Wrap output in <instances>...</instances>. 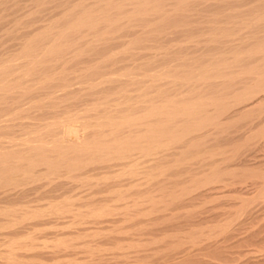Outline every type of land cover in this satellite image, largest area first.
<instances>
[{
    "label": "bare ground",
    "instance_id": "bare-ground-1",
    "mask_svg": "<svg viewBox=\"0 0 264 264\" xmlns=\"http://www.w3.org/2000/svg\"><path fill=\"white\" fill-rule=\"evenodd\" d=\"M262 149L264 0H0V264H96L67 251L130 249L244 176L264 198Z\"/></svg>",
    "mask_w": 264,
    "mask_h": 264
},
{
    "label": "rangeland",
    "instance_id": "rangeland-1",
    "mask_svg": "<svg viewBox=\"0 0 264 264\" xmlns=\"http://www.w3.org/2000/svg\"><path fill=\"white\" fill-rule=\"evenodd\" d=\"M263 153H264V149L256 152V155L252 158L250 163H254L253 165H255V166L261 165L260 167L264 168V154ZM229 163H237V160L229 161ZM226 164H227V162H226ZM182 165L180 164L179 167L177 165L174 167L175 169L176 168L179 169L180 166L183 167V168H180V169H182L181 170L182 172L180 171L181 174L186 172V171H184V169H186V168ZM184 165L188 166V164L187 165L184 164ZM174 168H172L171 171L169 170V172L166 173V174L169 173V176L167 175V177H170V180L173 179L172 181H169L168 180L169 178L167 179L166 175L164 177H162L161 179L164 180V178L166 177L165 180L169 181V183L170 182L174 183L175 179L178 178L179 179V180H177L178 182L176 181L175 183H179L180 180L183 181L182 179L185 180L186 178H188V176H189V175L187 176L188 173L187 174L185 173V177L184 178L182 177L180 179L179 176H177V173H179L178 171L175 170L174 172H172V170ZM173 173L177 177H174ZM183 176H184V174H183ZM248 177L245 178V176H244L243 180H242V178H240V180L238 178L237 180L241 181L242 183H239L237 181H233L234 182L233 185H231L229 187L233 188L234 191L233 190L232 191L236 192L235 195H237V192H238V195L240 196V198L242 196H244L245 193H247V195L245 194L246 197H248L249 195L252 196V197H248V198L245 197L246 200L250 199V201H251V199H252V202L255 201L252 204L248 200L249 204H251L252 206L247 205V203H246L245 204L246 206L242 207L241 204L238 205L239 202L237 200H239V199H237V200H234V201H237L234 207H232V208L227 207L226 206L227 197H225L226 199H224L223 197L228 196V197L232 198L234 193H232V197H231L230 193L232 191L228 190L226 188V191L227 190L228 191L224 192V188H223V190L219 191V194H223V192L226 194V195L223 194L224 196L219 195L224 199L223 202H218V201L223 200V199L221 200V197H220V200H218V201L215 199H207L206 204L202 203L203 205H201V206H200V204H198V206H197V204H194L193 207H192V205L191 206L189 205L188 207H191L192 209L188 208L187 206H184L186 209L181 208V210H180L181 204L178 206L176 204H173L175 206L169 205L170 210L168 209L169 211H166L164 215L163 214L160 215L161 217L157 218L158 220L156 219L157 220L156 223H154L153 225L150 224L151 226L148 225V227L149 226L150 227L146 228V230H145V227H143L144 229L141 228L142 229L141 230V236H135L136 239L133 240V241H135L134 242L135 244H136V242L138 243V240H139V243H138L139 245L136 244V246H135L132 243L131 245H133L134 247L131 246L130 249L127 246H125L126 251H125V249L124 250L123 249H121V250L116 249L115 250V249L111 248L113 240L103 239V238L101 239V237H98L96 239L91 238V240H88V238H86V241H92V243H99V244L102 243L101 244V250H99V252L104 250L102 253L95 251V253L93 255L92 254L90 255V253L88 254L87 251L84 252V250L82 248H78L76 246L71 247L72 249L69 248L67 252H69L71 254V258L74 257V259H77V261H81V262H82V260H83V262L84 261L85 262L90 261L89 263H91V262L92 263H94V262L98 263L99 262L98 264H101V263L102 264H104V263H106V264H109V263L110 264H126V263L127 264H171L172 262H173L172 264H177V263L178 264H238L240 262L243 263L245 261V259L246 260H253V261L258 260L257 264H264V204H263L264 198L261 195H259L257 197L255 196V195H257V193L253 191V188H251V185L255 180H254V178H250V175H248ZM187 183H182V184H187ZM201 183H198V184L194 183L195 184V185L193 184L194 186L191 185L192 183L187 184L188 186L190 185V187L186 186L187 189L184 192L187 193V195H185V196L189 197L190 194L194 195L195 193L204 189L206 186H203V184H204L203 182H201ZM182 184L180 185V187L185 186ZM197 185H198V187H197ZM244 185L247 187L248 190L241 188V186H244ZM200 187H202V189ZM191 188L193 189L192 191H191ZM187 190L189 192H187ZM193 191H194V194H193ZM242 191H244V192L246 191V192L242 193ZM253 194H255V195H253ZM235 195H234V198H239L238 195H237V197ZM216 199H219V198L216 197ZM210 201H213V202L210 203ZM223 203H225V204H223ZM249 206H251L250 209H249ZM246 207H247V210H250L252 213L250 211L247 212L245 210ZM171 208H173V209H171ZM176 208H178L179 210ZM240 210H241V213H240ZM177 212L179 214H176ZM181 212H182V214H181ZM187 212H189V214ZM230 213H231V215H230ZM196 217H199V218L197 219ZM208 218H209V220H208ZM211 218H213L212 221H211ZM139 220H140L139 223H141V224L138 226L141 227L142 226V222H141L142 220L141 219H139ZM218 221L220 223L221 222L222 223L219 224ZM224 221L225 222L227 221L229 223H227V222L225 223ZM145 224L147 226V223H145ZM145 224H143V226H145ZM225 225H227V226H225ZM228 225H230V226H228ZM148 229H151V230H148ZM143 230L146 232L143 233ZM192 232H193V234L198 233L197 236L194 235L197 237L196 239H194V241H192L193 236H191V238L189 236V235H193ZM162 233H164V234H172L173 233V234L168 235V236H164L165 238L167 237V239H164V237L161 236ZM123 234H121V235H123ZM153 235L158 237L157 242H156V240H153V241H155V243L152 242L151 240L153 238H156V237H153L151 240H149L150 239L149 237H152ZM198 235H200V236H198ZM123 236H121V237L123 238ZM174 236H175V238L173 239ZM162 237L165 241H163ZM160 238L162 239V242L159 241V240H161ZM123 239H125V240H122V242L129 241V239L128 238L126 239V237ZM178 239H180V240H178ZM146 241L149 243L145 244ZM210 242L211 243L219 242V243H223V244H228L230 246L227 248L225 247L223 250H221V253H219L220 252L219 251L218 252L219 254L215 253V252H211V251L209 252L206 249L203 250L202 249L203 245H205L206 243H209V245H210ZM142 243L145 244V246ZM201 244H203V245H201ZM143 246H144V248L142 249ZM74 247H76L78 249H76V248L74 249ZM77 250H78V252H77ZM131 250H132V252H131ZM200 250H201V253H200ZM41 251H44V253L41 254V257L43 259L44 258L45 259L50 258V256H48L47 248H46V250L43 249ZM45 251H47V252H45ZM106 251L109 254L105 253ZM36 253H39V252H37V250H36ZM75 253H77V254L75 255ZM85 253H87V254H85ZM153 253H155V254H153ZM125 256L128 258H126ZM138 257L139 258L142 257L143 259L141 258L139 260ZM145 258H147V259H145ZM60 259H62V258H60ZM179 260H180V263L178 262ZM181 260H182V262H181ZM132 261H133V263H132Z\"/></svg>",
    "mask_w": 264,
    "mask_h": 264
}]
</instances>
